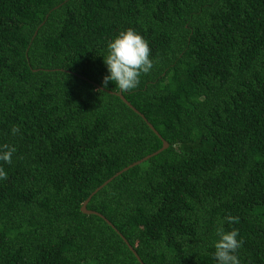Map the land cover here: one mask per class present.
<instances>
[{
	"label": "trees",
	"instance_id": "1",
	"mask_svg": "<svg viewBox=\"0 0 264 264\" xmlns=\"http://www.w3.org/2000/svg\"><path fill=\"white\" fill-rule=\"evenodd\" d=\"M129 28L153 68L105 88ZM3 145L0 264H216L221 221L264 264V0H0Z\"/></svg>",
	"mask_w": 264,
	"mask_h": 264
},
{
	"label": "clouds",
	"instance_id": "2",
	"mask_svg": "<svg viewBox=\"0 0 264 264\" xmlns=\"http://www.w3.org/2000/svg\"><path fill=\"white\" fill-rule=\"evenodd\" d=\"M107 53L103 57L107 75L101 81L102 86L107 88L109 82L122 92L135 89L140 78L148 74L153 68L150 59V47L148 42L135 30L129 28L119 32L107 43ZM11 134L15 135L19 129L11 128ZM16 149L9 145L0 146V161L10 163ZM6 178V173L0 167V179ZM232 222L233 218H226ZM223 221L216 229L217 239L214 242L213 259L216 264H240L238 249L242 246V239H238L236 229L225 231Z\"/></svg>",
	"mask_w": 264,
	"mask_h": 264
},
{
	"label": "water",
	"instance_id": "3",
	"mask_svg": "<svg viewBox=\"0 0 264 264\" xmlns=\"http://www.w3.org/2000/svg\"><path fill=\"white\" fill-rule=\"evenodd\" d=\"M109 93H112V92H109ZM117 95H118V96H119V97H120V98H121V99H122V100H123L128 106H129V107L133 108V109L136 111V109H135L133 106H131V104H130V103L124 98V96L121 94V92H120V93H117ZM142 117H143V116H142ZM143 118H144V117H143ZM149 127H150L153 131H155V133H156L157 135H159V134L157 133V131L154 129V127H153L151 124H149ZM168 147H169V144H168L166 141L163 140V147H162L159 151H157L155 154H153V155H157L158 153H160V152L166 150ZM148 158H149V157H147V158H145V159H143V160H141V161H139V162H136V163H134L133 165H131V166H129V167L123 169L122 171H120L119 173H117L113 178L109 179V180L106 181L102 186H100L98 189H96V190L94 191V193H92V194L90 195V197H89V198L84 202V204L82 205V208H81L82 213H84V214H86V215H97V216L101 217L102 219H104L108 225H110L112 228L115 229V227L111 224V222H109V221H108L103 215H101L100 213H98V212H96V211L89 210V209L87 208V206H88V204H89L91 198H92V197H93L98 191H100L102 188H104L105 186H107L110 182H112L116 177H118L119 175H121L123 172L129 170L130 168H132V167H134V166L139 165L141 162L147 160ZM116 231H117V230H116ZM117 232H118V231H117ZM120 236H121V238L124 240V242L127 244V246H128V248L130 249V251H131V252L135 255V257L138 259V261L140 262V264H144V263L141 261V259H140L139 255L137 254V252L134 250V248L128 243V241L126 240V238H125L124 236H122L121 234H120Z\"/></svg>",
	"mask_w": 264,
	"mask_h": 264
}]
</instances>
